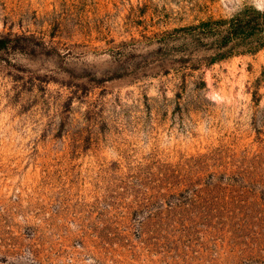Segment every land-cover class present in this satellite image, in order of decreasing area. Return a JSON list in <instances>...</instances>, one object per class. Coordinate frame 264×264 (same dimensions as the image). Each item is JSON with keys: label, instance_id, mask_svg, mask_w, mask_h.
Masks as SVG:
<instances>
[{"label": "rangeland", "instance_id": "1", "mask_svg": "<svg viewBox=\"0 0 264 264\" xmlns=\"http://www.w3.org/2000/svg\"><path fill=\"white\" fill-rule=\"evenodd\" d=\"M257 13L0 0V264H264Z\"/></svg>", "mask_w": 264, "mask_h": 264}, {"label": "trees", "instance_id": "2", "mask_svg": "<svg viewBox=\"0 0 264 264\" xmlns=\"http://www.w3.org/2000/svg\"><path fill=\"white\" fill-rule=\"evenodd\" d=\"M256 16H257V17H259V16L261 17V19L263 20V24H261V25H262L261 28H264V14L257 13ZM253 17H254V15H253ZM257 17H254V19H253V21H255V24L253 25V29H254V28H259L258 25H259V23H261V22L257 19ZM234 22H235V25H236V26H235V25H234V27L232 26L231 31L228 30L229 33L232 32V34H236V33H237V32H236L237 30H242V31H244V29H243L244 26L242 27V26H241V23H240L241 21H238L237 18H235ZM234 22H233V23H234ZM248 23H249V22H248ZM246 24H247V23H246ZM261 28H260V29H261ZM227 38H228V37H227ZM227 38H225L226 41H227ZM225 43H226V42H225Z\"/></svg>", "mask_w": 264, "mask_h": 264}]
</instances>
